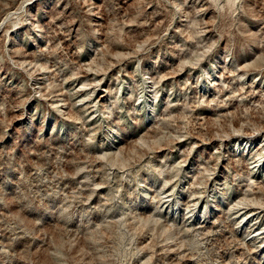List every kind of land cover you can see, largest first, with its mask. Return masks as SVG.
<instances>
[{
    "label": "rangeland",
    "instance_id": "rangeland-1",
    "mask_svg": "<svg viewBox=\"0 0 264 264\" xmlns=\"http://www.w3.org/2000/svg\"><path fill=\"white\" fill-rule=\"evenodd\" d=\"M0 264H264V0H0Z\"/></svg>",
    "mask_w": 264,
    "mask_h": 264
}]
</instances>
